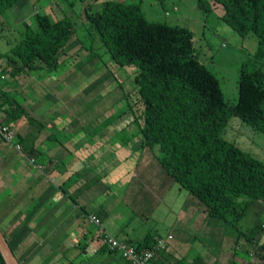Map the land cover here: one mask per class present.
<instances>
[{
	"label": "trees",
	"instance_id": "1",
	"mask_svg": "<svg viewBox=\"0 0 264 264\" xmlns=\"http://www.w3.org/2000/svg\"><path fill=\"white\" fill-rule=\"evenodd\" d=\"M20 1L0 0V23L2 15ZM196 5L205 15L218 8V17L226 26L241 37L256 38L253 57L239 70L234 105L226 103L218 79L199 61L186 28L148 21L139 3L108 0L101 10L86 6L84 11L87 28L98 35L108 60L119 68L135 69L137 100L117 118L136 106L139 113L133 112L130 124L135 125V131L119 138L121 145L127 146L138 137L141 148L156 150L154 161L161 178L188 191L203 215L204 225L214 221L237 229L249 205L255 200L264 201V163L225 140L222 132L234 116L264 136V0H196ZM35 22L36 29L21 23V39L7 57L12 78L44 67L57 70L59 53L71 44L74 30L69 18L51 21L46 14L36 13ZM0 96H4L0 111L5 118L33 122L13 97L1 90ZM28 143L22 144L27 157L42 155ZM263 226L264 222L259 221L252 234L245 237L251 246L246 251L247 264L251 256L257 264H264ZM17 231L10 240L20 241ZM104 233L99 251L105 249ZM153 236L147 233L136 243H124L138 252L155 253L160 249ZM6 242L15 256L14 245ZM231 263H235L233 258ZM0 264H5L1 255Z\"/></svg>",
	"mask_w": 264,
	"mask_h": 264
},
{
	"label": "rangeland",
	"instance_id": "2",
	"mask_svg": "<svg viewBox=\"0 0 264 264\" xmlns=\"http://www.w3.org/2000/svg\"><path fill=\"white\" fill-rule=\"evenodd\" d=\"M105 1L108 0H86L83 3L79 0H29L26 6L29 14L25 21L33 29L37 28L35 14L39 13L46 14L51 21L67 17L72 22L74 30L71 44L58 55L57 70L49 71L44 67L28 75L23 73L21 89L10 94L30 112L34 110L32 116L29 114L34 117L33 122L29 123L23 118L27 125L32 129L43 127L53 135L52 141L47 144L53 147L55 156L61 152L59 145L62 143L64 145L69 136L75 141L88 135L90 137L103 135L114 139L129 137L134 132L133 127L130 131L124 128V125L129 119H133V112L136 111L135 115L139 113L138 106L133 107L131 112L119 119L117 115L137 100L134 83L135 69L133 67L119 68L110 62L108 55L104 54L98 35L87 28L84 8L90 6L93 11L101 10ZM116 1L139 3L148 21L164 22L170 26H179L189 30L192 36V48L198 54L199 61L218 79L226 103L234 105L237 102L239 70L241 65L251 59L256 51L255 36H239L220 20L217 13L205 15L201 12L197 8L196 0ZM17 8L16 6L13 12H16ZM214 9L218 10V8ZM11 14L6 11L0 23V72L6 74L8 82L12 78L7 71L8 65L10 67L7 57L11 55V48L20 41L23 33L22 22L15 21L19 17L15 18L14 14ZM25 14L22 12L23 17ZM0 101L3 99L1 98ZM35 109L43 110V112H35ZM222 137L264 163V136L253 131L237 117L229 118ZM75 141H70L65 145L66 151H69L67 149H70ZM117 142L121 143L119 140L113 143ZM153 154H157L156 150ZM72 158L69 154L65 156L66 160ZM48 159L51 158L42 154L36 158L34 166L42 162L48 163ZM156 168L153 160L150 165V174H155ZM165 180L168 181V179ZM168 182L156 177V181L150 185L145 184L144 181L141 182V186H137V182L134 183L126 199L130 200L138 188L145 186L149 198H156L159 202L146 211L143 208L138 209L129 205L123 209L118 207V210H123L120 224L129 221L130 228H133L135 235L141 238L147 233L163 236L169 230L179 235L180 228L177 227L183 224L189 226L193 223V226L198 228L196 233L198 245L190 248L184 264L198 258L201 254L200 257L204 264L213 262L226 264L232 258L235 260L234 264H244L248 260L246 251L251 247L245 237L252 234L256 223L264 222V201L255 200L249 205L237 229L221 223L214 224V221H208L204 225L203 215L196 207L193 206L191 210L186 211L188 206L191 207L189 201L192 200L188 191L178 187L170 179ZM7 204H9L7 213L5 206L0 211V231L2 233L5 232V226L11 225L13 219L22 218L23 206L21 204L11 206V200ZM185 212H187L186 215L190 212L193 214L186 217ZM36 223L31 221L26 227L31 228ZM23 231L24 229L20 227L17 235L22 234ZM7 240L10 241V238ZM100 244V240H94L90 244V249L98 248ZM23 249L26 250V247L22 246ZM14 253L20 264H25L20 260L24 253L15 248ZM93 256L91 250L83 252L75 264L88 263Z\"/></svg>",
	"mask_w": 264,
	"mask_h": 264
},
{
	"label": "crops",
	"instance_id": "3",
	"mask_svg": "<svg viewBox=\"0 0 264 264\" xmlns=\"http://www.w3.org/2000/svg\"><path fill=\"white\" fill-rule=\"evenodd\" d=\"M28 1L22 0L8 10L15 18L19 17L16 22H26L25 18L29 14L28 8L26 9ZM16 6L18 10L13 12ZM22 12L26 13L25 17ZM215 13L219 16L220 10H215ZM9 70L8 65L7 71ZM22 76L23 74L16 78L11 77L8 82L6 74L0 72V90L13 97L10 94L21 89ZM1 98L4 100V96H0V100ZM2 102L4 101H0V104ZM25 110L30 115L34 113V110L33 113L26 108ZM36 111L40 110L35 109ZM1 112L0 119L14 130L16 142L20 143L23 139L21 148L24 142L29 141L27 145L32 143L34 149L52 159L51 162L48 159V163L42 162L34 166L36 158L27 157L23 148L21 153H18L12 146L0 140V211L5 206L7 213L9 200L11 206H23L22 218L13 219L11 225L5 226V232H0L4 237L8 235L7 238H10L13 231L20 227L24 229L22 234H18L19 242L10 240L17 251L24 253L20 260L25 264H75L83 252L91 250L94 256L88 263L82 262L83 264H126L117 252L111 253L106 248L99 251L102 234L105 232L119 241L128 243H136L146 235L137 237L133 228H130L129 221L120 224L123 210H118V207L123 209L129 205L146 211L158 204L156 198H149L145 186L138 188L130 200L126 199L134 183L137 182V186H141L144 181L150 185L156 181V177L162 179L157 168L155 174H150V165L154 160L153 152L141 148L138 137L132 138L127 146H123L122 143H113L119 138L88 135L76 141L69 136L64 145H59L61 152L55 156L53 147L47 144L53 139L47 129H32L23 118L13 121L5 118ZM131 121L132 119H129L124 128L131 131L133 127L132 130L135 131ZM114 135L118 136L117 133ZM70 141L75 142L67 149L69 151H66L65 145ZM65 154L73 158L66 160ZM189 205L191 207L188 206L186 211L191 210L193 206L197 208L193 200L189 201ZM91 215L100 221V226L90 221L88 216ZM31 221L37 222L36 225L27 228ZM183 225L177 227L180 228L179 235L170 230L163 236L154 234L155 243L157 239L165 241L168 236L172 239L166 243L164 249L155 251L152 264H184L190 248L198 245V228L193 226V223L190 227ZM94 240H100L101 244L98 248L90 249ZM22 246L26 247V250H22ZM200 256L187 264H204L199 260ZM247 259L249 260V257ZM248 260L244 264H247ZM231 261L226 264H232Z\"/></svg>",
	"mask_w": 264,
	"mask_h": 264
},
{
	"label": "built area",
	"instance_id": "4",
	"mask_svg": "<svg viewBox=\"0 0 264 264\" xmlns=\"http://www.w3.org/2000/svg\"><path fill=\"white\" fill-rule=\"evenodd\" d=\"M0 140L12 146L16 152L21 153L22 148L20 143L16 142V134L14 130L9 125L4 124L1 119ZM88 217L92 223H94L96 226H100V221L95 216L91 215ZM262 228L264 231V226ZM171 239V236H168L165 241L157 239L156 247L158 249H164L166 243ZM103 243L108 251L117 252L128 264H152V259L154 256L153 251L138 252L134 246L119 241L107 233H104ZM249 264H257L252 256Z\"/></svg>",
	"mask_w": 264,
	"mask_h": 264
},
{
	"label": "water",
	"instance_id": "5",
	"mask_svg": "<svg viewBox=\"0 0 264 264\" xmlns=\"http://www.w3.org/2000/svg\"><path fill=\"white\" fill-rule=\"evenodd\" d=\"M0 255L5 264H19L13 255L4 235L0 232Z\"/></svg>",
	"mask_w": 264,
	"mask_h": 264
}]
</instances>
